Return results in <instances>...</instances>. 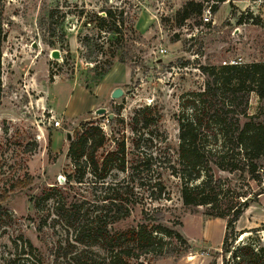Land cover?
Wrapping results in <instances>:
<instances>
[{"label":"rangeland","instance_id":"obj_1","mask_svg":"<svg viewBox=\"0 0 264 264\" xmlns=\"http://www.w3.org/2000/svg\"><path fill=\"white\" fill-rule=\"evenodd\" d=\"M188 1L202 2L203 13L214 0H0V264H71L84 249L73 241L80 225L89 230L84 239L93 243L98 256L93 260L106 264L108 251L100 247L105 232L153 219L181 240L156 237L162 255L144 254L131 264H221L226 221L205 216L201 206H184L180 182L166 167L185 95L204 87L200 68L264 62L259 19L264 2L258 7L252 0L217 3L210 9L212 24H202L201 16L180 20ZM114 89L122 92L116 99L110 98ZM260 104L250 94L247 113L256 114ZM98 109L104 113L96 114ZM104 117L109 120L100 128L105 142L95 158L100 163L123 142L125 171L111 170L99 180L86 165L74 170L65 136L72 141L80 125L99 127ZM142 117H151L153 124L145 128ZM150 154L156 159L146 170L142 163ZM135 163H140L137 171ZM152 169L166 199L148 196L145 183L155 177ZM213 173L240 189L242 200H252L234 224V240L224 245L227 264H233L230 254L241 257L243 247L264 250V166L256 182L245 173ZM115 186L125 192L121 206L107 199ZM50 189L55 191L49 194L78 205L79 212L66 221L55 216L53 203L42 200ZM124 209L129 215L112 223Z\"/></svg>","mask_w":264,"mask_h":264},{"label":"trees","instance_id":"obj_2","mask_svg":"<svg viewBox=\"0 0 264 264\" xmlns=\"http://www.w3.org/2000/svg\"><path fill=\"white\" fill-rule=\"evenodd\" d=\"M214 1L223 3L225 0ZM216 5H211L210 9L213 11ZM202 9V2L188 1L179 12L180 20L201 16ZM105 15L111 17L109 11L105 12ZM240 21L241 19L238 24ZM100 22L103 23L104 20L101 19ZM3 41L4 34L0 26V57ZM200 71L206 76L204 87L199 92L185 95L186 98L182 103L184 111L177 121V144L173 150V159L167 162L166 169L180 182L179 193L184 206H201L204 208L205 216L226 221L221 244L223 254L221 264H227L224 254H229V251L224 249V245L229 238L234 240L236 236L234 224L252 200L251 198L242 200L245 195L241 194L240 189L231 188L226 180L214 176L213 170L245 173L254 182L260 177L259 171L264 166L260 163L264 161V62L208 66L201 67ZM250 94H254L261 103L257 113L253 115L247 113ZM239 107L241 109L237 111ZM150 118H141L145 128L153 124L154 120ZM240 119L243 122L240 123ZM132 129L136 130L135 125ZM104 142L105 136L98 126L80 125L66 151V157L73 164L74 170H78V165L81 163L88 166L92 176L99 180L104 179L111 170L124 172L126 152L123 142L118 143L116 150L107 153L98 163L95 153ZM155 159L150 154L145 158L142 167L146 170L151 169ZM139 168L140 163L132 166L133 171ZM98 171L100 174L97 173ZM151 172H155V177L151 182L145 183L150 200L166 199L168 193H165L159 174L154 169ZM81 178L82 174L77 177L76 182L79 183ZM120 187L124 190L127 188ZM46 191L42 200L53 203L54 215L58 218L66 221L74 215V212H79V206L67 204L65 196L48 193L55 189ZM124 194L125 192L115 186L111 197L107 199L116 202L114 204L117 205L113 206H121L123 201L126 202ZM35 202H33L34 208H36ZM131 204L136 203L134 201ZM128 215V209H124L123 213L119 211L111 218V222L121 220ZM88 231L82 225L74 231L73 241L84 246V249L74 254L71 264H96L93 259L98 256L90 247L93 243L84 239L88 237L86 235ZM162 236L168 241L181 240L177 232L153 219L150 224H141L126 231L111 235L105 232V244L100 247L108 251L106 264H131V259H137L144 254L162 255L161 239L156 238ZM19 239L22 240L20 237ZM22 242L29 249L32 248L28 240ZM240 251L241 257L230 254L233 264H264L262 248L254 251L251 247H243Z\"/></svg>","mask_w":264,"mask_h":264},{"label":"built area","instance_id":"obj_3","mask_svg":"<svg viewBox=\"0 0 264 264\" xmlns=\"http://www.w3.org/2000/svg\"><path fill=\"white\" fill-rule=\"evenodd\" d=\"M229 0H225L224 2L227 3ZM223 2V3H224ZM262 2H264L263 0H253L252 1V4L256 5V7H258L260 4H262ZM211 5L213 4H217L216 1H213L210 3ZM208 8L205 9V11H203L202 15H201V20H202V24H212V17H211V14H210V6ZM261 16H259V19L261 21V23L264 25V8H261ZM251 16L253 18H255V15H252ZM161 53H164L165 51L164 50H160ZM228 64L230 65H235V64H239V62L237 61H231L229 62ZM108 118L107 117H104V119L102 120V122L100 123L99 125V128L103 129L105 128L106 124L108 123ZM53 127L57 128L58 127V122L57 121H53Z\"/></svg>","mask_w":264,"mask_h":264},{"label":"water","instance_id":"obj_4","mask_svg":"<svg viewBox=\"0 0 264 264\" xmlns=\"http://www.w3.org/2000/svg\"><path fill=\"white\" fill-rule=\"evenodd\" d=\"M51 57L52 58H57L58 55H57V52L56 51H52L51 52ZM122 95V92L120 89H114L111 94H110V98L112 99H116L118 97H120ZM96 114H103L104 113V110L103 109H98L95 111ZM65 139L66 141L70 142V135L69 134H66L65 136Z\"/></svg>","mask_w":264,"mask_h":264},{"label":"crops","instance_id":"obj_5","mask_svg":"<svg viewBox=\"0 0 264 264\" xmlns=\"http://www.w3.org/2000/svg\"><path fill=\"white\" fill-rule=\"evenodd\" d=\"M232 2H233V0H232ZM226 3L224 2V3H222V5H225Z\"/></svg>","mask_w":264,"mask_h":264},{"label":"bare ground","instance_id":"obj_6","mask_svg":"<svg viewBox=\"0 0 264 264\" xmlns=\"http://www.w3.org/2000/svg\"><path fill=\"white\" fill-rule=\"evenodd\" d=\"M244 235H245V234H244ZM244 235H243V236H244Z\"/></svg>","mask_w":264,"mask_h":264}]
</instances>
